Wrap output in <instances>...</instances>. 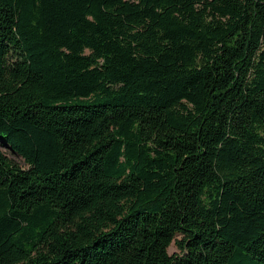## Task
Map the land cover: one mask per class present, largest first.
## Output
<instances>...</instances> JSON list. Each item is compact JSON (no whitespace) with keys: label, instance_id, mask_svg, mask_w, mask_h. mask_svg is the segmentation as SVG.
Here are the masks:
<instances>
[{"label":"trees","instance_id":"obj_1","mask_svg":"<svg viewBox=\"0 0 264 264\" xmlns=\"http://www.w3.org/2000/svg\"><path fill=\"white\" fill-rule=\"evenodd\" d=\"M0 264H264V0H0Z\"/></svg>","mask_w":264,"mask_h":264},{"label":"rangeland","instance_id":"obj_2","mask_svg":"<svg viewBox=\"0 0 264 264\" xmlns=\"http://www.w3.org/2000/svg\"><path fill=\"white\" fill-rule=\"evenodd\" d=\"M3 151L7 154V156L15 161L19 166L23 168H27V165L22 157L18 156L17 154L13 153L10 149L4 148ZM178 239H181V236L178 237ZM170 254L178 252V249L175 244H173L169 249Z\"/></svg>","mask_w":264,"mask_h":264}]
</instances>
